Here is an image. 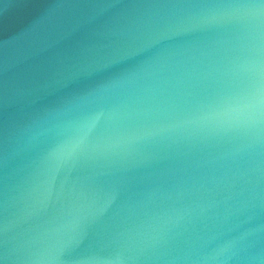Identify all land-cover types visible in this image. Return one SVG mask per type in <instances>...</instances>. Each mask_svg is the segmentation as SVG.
<instances>
[{
	"label": "water",
	"instance_id": "1",
	"mask_svg": "<svg viewBox=\"0 0 264 264\" xmlns=\"http://www.w3.org/2000/svg\"><path fill=\"white\" fill-rule=\"evenodd\" d=\"M0 264H264V0H0Z\"/></svg>",
	"mask_w": 264,
	"mask_h": 264
}]
</instances>
